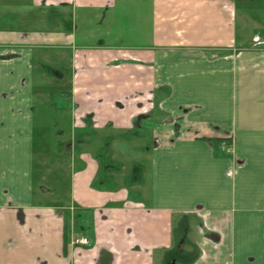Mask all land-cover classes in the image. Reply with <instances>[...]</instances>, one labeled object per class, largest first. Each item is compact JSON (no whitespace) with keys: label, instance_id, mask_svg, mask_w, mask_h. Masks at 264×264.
I'll list each match as a JSON object with an SVG mask.
<instances>
[{"label":"crops","instance_id":"obj_1","mask_svg":"<svg viewBox=\"0 0 264 264\" xmlns=\"http://www.w3.org/2000/svg\"><path fill=\"white\" fill-rule=\"evenodd\" d=\"M258 4L0 0V264H264Z\"/></svg>","mask_w":264,"mask_h":264},{"label":"rangeland","instance_id":"obj_2","mask_svg":"<svg viewBox=\"0 0 264 264\" xmlns=\"http://www.w3.org/2000/svg\"><path fill=\"white\" fill-rule=\"evenodd\" d=\"M260 3H261V5L260 4H258V6H259V9H264V0H260ZM257 9V8H256ZM239 20H238V30H239V32H242V30H243V28H242V26H241V21H242V19L239 17L238 18ZM240 24V25H239ZM67 73H69V74H71V71L69 70V71H67ZM50 74H53V76L55 75L54 73H52V72H50ZM52 76V77H53ZM55 83V82H54ZM65 83H69V80H68V82H65ZM60 84V83H59ZM55 86V85H54ZM55 88V87H54ZM54 91H55V99H54V101H56L57 99V90H56V88L54 89ZM63 122H65V123H67V121L66 120H64ZM51 127V129H50V131H49V134H48V139L49 138H51V136H52V134H54L53 136H55V134L59 131H63L64 132V135L65 136H67V128L66 127H62V124H61V122H59L58 123V121L57 120H55V121H53V124H52V126H50ZM52 134H51V133ZM63 139H65V138H63ZM39 143H40V140H38V142H36V145H39ZM49 198H51L52 196H48ZM62 200V199H61ZM64 201V200H63Z\"/></svg>","mask_w":264,"mask_h":264},{"label":"trees","instance_id":"obj_3","mask_svg":"<svg viewBox=\"0 0 264 264\" xmlns=\"http://www.w3.org/2000/svg\"><path fill=\"white\" fill-rule=\"evenodd\" d=\"M49 71L51 72H58V69L54 68V67H48ZM209 141H212L214 144H216V147L219 150H222L223 152H226L225 150L222 149V145L219 146V143H221V141H225L226 139L224 138H207ZM229 155V153H226ZM188 224V222L186 223Z\"/></svg>","mask_w":264,"mask_h":264},{"label":"built area","instance_id":"obj_4","mask_svg":"<svg viewBox=\"0 0 264 264\" xmlns=\"http://www.w3.org/2000/svg\"><path fill=\"white\" fill-rule=\"evenodd\" d=\"M222 149L225 150L227 153L232 152L230 147H227L226 144L222 145ZM74 244L76 243H81V244H88L89 239L85 236L79 237V238H74L73 240Z\"/></svg>","mask_w":264,"mask_h":264},{"label":"flooded vegetation","instance_id":"obj_5","mask_svg":"<svg viewBox=\"0 0 264 264\" xmlns=\"http://www.w3.org/2000/svg\"><path fill=\"white\" fill-rule=\"evenodd\" d=\"M184 221H185V223H184V225H185L184 230H185V231H188V230H189V225L186 224V223L188 222V219L184 217ZM182 244H184L183 239L178 243V247H179V249H182V248H183L184 245H182ZM173 259L178 260V259H179V255H176V254H175V255L173 256ZM190 260H191L190 257H189V258H186V259H185V262H189Z\"/></svg>","mask_w":264,"mask_h":264}]
</instances>
